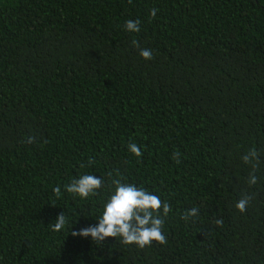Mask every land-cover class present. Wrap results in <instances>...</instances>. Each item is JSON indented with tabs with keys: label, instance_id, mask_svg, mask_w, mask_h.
I'll return each instance as SVG.
<instances>
[{
	"label": "trees",
	"instance_id": "trees-1",
	"mask_svg": "<svg viewBox=\"0 0 264 264\" xmlns=\"http://www.w3.org/2000/svg\"><path fill=\"white\" fill-rule=\"evenodd\" d=\"M116 179L171 205L165 244L71 235ZM0 264H264V0H0Z\"/></svg>",
	"mask_w": 264,
	"mask_h": 264
},
{
	"label": "clouds",
	"instance_id": "clouds-1",
	"mask_svg": "<svg viewBox=\"0 0 264 264\" xmlns=\"http://www.w3.org/2000/svg\"><path fill=\"white\" fill-rule=\"evenodd\" d=\"M131 3V0H129ZM157 9L153 8L150 12V19L155 18ZM141 21L139 19L133 21L131 19L125 22V30L130 33H139ZM133 46L140 48L139 41L134 39ZM139 54L145 60L153 59L150 49L140 48ZM28 143H35V137H30ZM128 148L136 157H142L143 153L140 147L131 143ZM180 153L173 154V160L180 163ZM244 163H252L253 170L259 166V153L253 147L247 154L242 157ZM92 161H89L91 165ZM81 167H84L82 164ZM253 173L250 174L248 183L250 186L257 183V177ZM115 186L114 194L109 198L104 206L102 216L98 219V224L80 229L79 232L72 231L71 235L81 236L84 238L91 237L97 244L103 243L107 238H115L124 245H136L140 249L151 247L153 242L159 244L166 243V236L163 234L164 219L171 211V205L164 202L157 195L149 193L144 188H138L134 184L123 183L120 179L113 180ZM103 186V180L97 178L96 175L84 174L78 179H73L69 184L64 186L67 193L74 197L87 199L90 196L97 195L99 189ZM57 197L60 196L61 189L57 186L54 190ZM252 197L245 195L235 205L241 212L247 210ZM55 206V205H53ZM162 210V215H161ZM198 209L192 208L186 210L182 219L187 220L189 217H197ZM217 225L222 221L216 220ZM68 224V220L62 212L58 215L56 221L51 224L54 231H61Z\"/></svg>",
	"mask_w": 264,
	"mask_h": 264
}]
</instances>
